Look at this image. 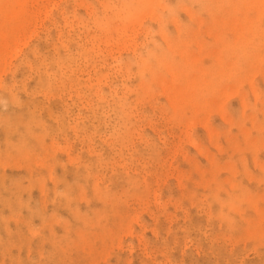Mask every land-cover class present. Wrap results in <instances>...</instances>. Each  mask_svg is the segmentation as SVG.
I'll return each mask as SVG.
<instances>
[{
  "label": "rangeland",
  "instance_id": "1",
  "mask_svg": "<svg viewBox=\"0 0 264 264\" xmlns=\"http://www.w3.org/2000/svg\"><path fill=\"white\" fill-rule=\"evenodd\" d=\"M31 1L0 0V43L1 38L7 41L0 50L9 47L0 51L8 56L0 61L7 63L0 69V264H264V37L259 28H264V0H154V7L149 0ZM123 2L146 10L138 18L139 11H125ZM205 2L215 8H206ZM22 7L26 10L19 15ZM203 7L215 11L217 19ZM233 10L240 11L239 17L234 18ZM123 15L138 19L127 21L125 28ZM220 15L228 18H221L226 27L217 23ZM206 16L217 20H212L215 31L224 32H212ZM229 17L234 18L231 23ZM236 19L245 27L239 28L242 23ZM118 22L125 29L116 28ZM219 34L230 42L224 45ZM14 38L22 41H16L20 46L12 45ZM181 39H189L188 50ZM232 39L236 48L233 43L230 48L239 56L228 49ZM186 50L187 57L191 54L187 60ZM213 52L224 55L220 64H228L216 65L220 54ZM161 53L166 59L171 56L172 63L180 58L166 70L164 61L169 60L161 59ZM248 59L252 64L257 59L256 65L247 64ZM212 63L221 68L225 64L224 74L235 69L232 75L226 71V76H212L213 66L219 69ZM234 72L248 75L246 82ZM177 75L174 85L181 91L176 90L186 97L172 90ZM232 79L241 81L234 84L240 86L237 91ZM221 80L231 84V91L226 90L229 86L222 91ZM182 85L184 91L177 87ZM164 86L171 87L172 95ZM168 96L184 100L171 105ZM185 98L192 99L188 103ZM194 100L196 106L203 105L191 106ZM18 144L22 152L36 149L20 158Z\"/></svg>",
  "mask_w": 264,
  "mask_h": 264
},
{
  "label": "bare ground",
  "instance_id": "2",
  "mask_svg": "<svg viewBox=\"0 0 264 264\" xmlns=\"http://www.w3.org/2000/svg\"><path fill=\"white\" fill-rule=\"evenodd\" d=\"M5 1H6V0H5ZM7 1H9V0H7ZM10 1H11V0H10ZM30 1H31V0H30ZM42 1H43V0H42ZM126 1H127V0H126ZM130 1H131V0H129V3H130ZM138 1H139V0H137V2H138ZM149 1H152L153 7H154V6H155V5H154L155 3L153 2L154 0H149ZM155 1H157V0H155ZM230 1H233V0H230ZM237 1H238V0H237ZM17 2H18V1H17ZM20 2H21V1H20ZM31 2H32V1H31ZM31 2H30V3H31ZM34 2H35V1H34ZM40 2H41V0H40ZM46 2H47V1H46ZM131 2H132V1H131ZM140 2H141V0H140ZM234 2H236V0H235ZM234 2H232V5H233ZM28 3H29V2H28ZM30 3H29V4H30ZM123 3L126 4V2H123ZM205 3H207V2H205ZM208 3H209V2H208ZM208 3L205 5V7L208 5ZM216 3H217V2H216ZM218 3H219V2H218ZM221 3H222V2H221ZM230 3H231V2H230ZM230 3H229V4H230ZM236 3H237V2H236ZM251 3H253V2H251ZM17 4H18V3H17ZM34 4H35V3H34ZM34 4H30V5H32V7H33ZM44 4H46V3L43 2V5H44ZM130 4H131V3H130ZM132 4H134V2H132ZM152 4H148V7L151 8V7H152ZM181 4H182V3H181ZM203 4H204V2H203ZM214 4H215V3H214ZM21 5H22V2H21ZM21 5H20V6H21ZM40 5H41V4H40ZM46 5H47V4H46ZM138 5H139V4H138ZM149 5H150V6H149ZM212 5H213V3H212ZM222 5H223V4H222ZM237 5H238V4H237ZM237 5H236V6H237ZM0 6H1V4H0ZM3 6H4V4H3ZM10 6H11V5H10ZM10 6H9V7H10ZM20 6H19V7H20ZM22 6H23V5H22ZM25 6H28V5H25ZM25 6H24V7H25ZM34 6H35V5H34ZM126 6L129 7L128 4H126ZM126 6H124L125 9H124V8H122V9H124L125 11H128V9H131L130 7L133 6V5H130V7L127 8V10H126ZM135 6H136V5H135ZM203 6H204V5H203ZM209 6H211V4H210ZM209 6H207L206 8H209ZM217 6H218V4H217ZM230 6H231V5H230ZM239 6H240V5H239ZM246 6H247V5H246ZM5 7L7 8L8 6H4V8H5ZM24 7L20 8V11H21V12L18 10L19 15L22 14V12H24V11L26 10ZM39 7H40V6H39ZM41 7H42V6H41ZM41 7H40V8H41ZM44 7H46V6H44ZM122 7H123V6H122ZM138 7H139V6H138ZM205 7H203V8L206 9ZM219 7H220V6H219ZM219 7H218V8H219ZM223 7H226V6H223ZM231 7H232V6H231ZM237 7H238V6H237ZM0 8H2V6H1ZM6 8H5V9H6ZM15 8H16V10H17V7H16V6H15ZM26 8H27V7H26ZM28 8H29V7H28ZM37 8H38V7H37ZM46 8H47V7H46ZM46 8H45V9H46ZM133 8H135V7L133 6ZM186 8H187V7H186ZM212 8H215V7H212V6H211V9H212ZM234 8H235V7H234ZM5 9H4V10H5ZM30 9H31V6H30ZM34 9H35V8H34ZM34 9H32V10H34ZM43 9H44V8H43ZM139 9H141V8H136V10H135V9H131V10H132V11L135 10V13H136V11H139V13L141 12L142 14H144L143 11L146 10V9H145V8H144L143 10L141 9L142 11H140ZM209 9H210V8H209ZM224 9H225V8H223V10H224ZM229 9H230V8H229ZM243 9H245V8H243ZM249 9H250V8H249ZM263 9H264V8H263ZM0 10H1V9H0ZM4 10H2V11H4ZM36 10H37V9H36ZM206 10H208V9H206ZM219 10H220V9H219ZM221 10H222V8H221ZM245 10H246V9H245ZM6 11H7V9H6ZM6 11H5V13H6ZM8 11H10V10L8 9ZM28 11H29V9H28ZM28 11H27V12H28ZM30 11H31V10H30ZM38 11H39V9H38ZM129 11H130V10H129ZM132 11H130V12H128V13H130V14H131V13L134 14V12H132ZM208 11L214 13V14H212V16L214 15L216 19H217V16H219V15H217V13H215V11H214V12H213L212 10H208ZM241 11H242V10H241ZM248 11H249V10H248ZM248 11H247V12H248ZM12 12H15V10H12ZM33 12H35V14L37 13L36 11H33ZM33 12H32V13H33ZM43 12H44V10H43ZM121 12H122V10H121ZM146 12H148V11H146ZM224 12H225V11H224ZM232 12H234V13L237 12V13H238V12H240V11H236V12H235V11L233 10ZM243 12H244V11H243ZM2 13H3V12H2ZM16 13H17V12H16ZM122 13H124V12H122ZM122 13H119V12H118L119 15L122 14ZM125 13H127V12H125ZM125 13H124V14H125ZM128 13H127V14H128ZM141 13L139 14L140 16H138V15H136V14H134V15L138 16V18H139V17L141 18ZM228 13H229V12H228ZM234 13H231V14L234 15ZM237 13H236V15L234 16V18H235V17H239V16H237ZM244 13H245V12H244ZM23 14H24V13H23ZM33 14H34V13H33ZM35 14H34V15H35ZM38 14H40V13H38ZM42 14H43V13H42ZM130 14H129V17H130ZM137 14H138V13H137ZM218 14H219V13H218ZM231 14H230V16H231ZM19 15H18V18H19ZM222 15H223V14H222ZM7 16H8V13H7ZM16 16H17V15H16ZM28 16H30V14H29ZM123 16H124V17H123ZM123 16H121V18H123L124 20L126 19V20H125V24H124V21H123V23H121V24H124V27H125L126 24H127L128 22H130L132 19H135V20H133V21H136V18H137V17H135V16H133V17H135V18H132V16H131L132 19L129 21L128 19H130V18H128V17L125 16V15H123ZM142 16H143V15H142ZM220 16H221V15H220ZM246 16H248V15L246 14ZM8 17H9V16H8ZM11 17H12V16H10L9 18L11 19ZM23 17H24V16H23ZM23 17H22V18H23ZM33 17H35V16H32L31 18H33ZM36 17H37V16H36ZM36 17H35V18H36ZM40 17H41V16H40ZM40 17H39V18H40ZM106 17H107V15H106ZM117 17H118V16H116V18H117ZM125 17H127V18H125ZM225 17H226V16H223V17L221 16V17H219V18H218L219 21H217L215 18H213V19H214V22L217 21V23H218V22H223V20H222L221 18H225ZM232 17H233V16H232ZM248 17H250V16H248ZM259 17H260V16H259ZM9 18H8V19H9ZM24 18H25V17H24ZM24 18H23V19H24ZM108 18H109V17H107L106 21L109 22L110 19L108 20ZM119 18H120V17H119ZM138 18H137V19H138ZM209 18H210V17H209ZM209 18H208V19H209ZM226 18H227V17H226ZM226 18H225V19H226ZM229 18H230V17H229ZM234 18H232V19L234 20ZM251 18H252V17H251ZM251 18H249V20H250L249 22H251ZM3 19H4V17L2 18V20H3ZM23 19H21V20H23ZM29 19H30V17H29ZM33 19H34V18H33ZM123 19H122V20H123ZM206 19H207V16H206ZM208 19H207V20H208ZM210 19H211V18H210ZM213 19H211V21L208 20V21H209V22H208V23H209V26H210V23L213 24V25H211V26H212V29H214L213 26H215V23H212V22H213V21H212ZM220 19H221L222 21H221ZM225 19H224V21L228 23V20H225ZM227 19H228V18H227ZM232 19H231V18L229 19L230 23L232 22ZM240 19H241V18H240ZM246 19L248 20V18H246ZM12 20H13V19H12ZM18 20H20V19H18ZM18 20H17V21H18ZM36 20H37V19H36ZM139 20H140V19H139ZM9 21H10V20H8L7 23H9ZM17 21H15V22H17ZM27 21H28V20H27ZM34 21H35V19H34ZM117 21H119V20H117ZM120 21H121V20H120ZM127 21H128V22H127ZM133 21H131V22H133ZM237 21H238V20L236 19V21H234V22L236 23ZM0 22H1L0 24L3 25V24H2V21H1V18H0ZM5 22H6V21H5ZM31 22H32V21H31ZM35 22H36V21H35ZM35 22H33V24H34ZM108 22H106V23L104 22V23H105V24H108V27H109V26L111 25V22H109L110 25H109ZM115 22H116V21H115ZM7 23H6V24H7ZM20 23H21V21H20ZM100 23H102V22H100ZM204 23H205V22H204ZM208 23H207V24H208ZM223 23H224V22H223ZM227 23H226V25H227ZM235 23H233V24L235 25L234 27H235L236 29H237L238 26H239V28H240V27L243 28L244 24L246 25L245 22H244V24L241 22V23H242V24H241V23L238 21L237 23H238V24L240 23L241 26L238 25V26L236 27V24H237V23H236V24H235ZM22 24L24 25L25 23H21V25H22ZM26 24H27V23H26ZM28 24H29V23H28ZM28 24H27V25H28ZM30 24H31V23H30ZM121 24L118 22V24L116 23V26L118 25V27H116L115 25H114V27H116V28H118V29H119L120 27H121V28H124L123 25H121ZM233 24H231V26H233ZM250 24H251V23H250ZM1 25H0V26H1ZM7 25H8V24H7ZM7 25H5V26H6V29H7V31H8V28H7L8 26H7ZM23 25H22V26H23ZM99 25H100V24H99ZM101 25H104V24H101ZM112 25H113V24H112ZM120 25H121V26H120ZM220 25H221V24H219V27H220ZM256 25H257V24H256ZM256 25H255V28H256ZM5 26H4V27H5ZM9 26H10V28H11L12 25H9ZM15 26H16V25H14V28H15ZM19 26H20V24H19ZM31 26H32V25H31ZM104 26H105V25H104ZM209 26L207 25V28H206L207 30H206V31L209 32L208 34H210L211 36H214V35L212 34V32L214 31V33H215V32H217L218 30L216 29V31H215V29H214V30H212V32L210 33V31H209L210 27H209ZM223 26H225V23H224ZM229 26H230V25L228 24V27H229ZM251 26H252V25H251ZM251 26H248V27H250V29H252V30L254 31L255 29H253ZM253 26H254V25H253ZM258 26H259V25H258ZM4 27H3V28H4ZM16 27H18V26H16ZM27 27H28V26H27ZM105 27H106V26H105ZM111 27H112V26H111ZM111 27H110V30H111V31H112V29H113V30L116 29V28L114 29V28H111ZM225 27H226V26H225ZM244 27H245V26H244ZM31 28H32V27H31ZM31 28H30V29H31ZM102 28H103V26H102ZM125 28H126V27H125ZM125 28H124V29H125ZM208 28H209V29H208ZM215 28H216V27H215ZM222 28H223V27H221V29H222ZM239 28L237 29L238 31H239ZM242 28H241V29H242ZM257 28H258V27H257ZM259 28L262 29V30H260V29H259V30H260V32L262 31L261 34L264 35V32H263V31H264V28H262V27H260V26H259ZM0 29L2 30V28H0ZM16 29H17V28H16ZM20 29H21V26H20ZM26 29H27V28H26ZM104 29H105V28H104ZM104 29H103V30H104ZM107 29H109V28H107ZM107 29H105V30H107ZM228 29H229V28H228ZM228 29H227V28H224L223 30L227 31ZM233 29H234V28H233ZM233 29H232V30H233ZM236 29H234V31H235ZM11 30H12V29H11ZM11 30H10V32H12ZM27 30H28V29H27ZM27 30H26V33H27ZM31 30H32V29H31ZM110 30H108V31H110ZM122 30H123V29H122ZM122 30H121V31H122ZM259 30L257 29V31L255 30V32H259ZM3 31H5V29H4ZM14 31H15V30H14ZM16 31H17V30H16ZM21 31H23V30H21ZM21 31H20V32H21ZM219 31H220V29H219ZM219 31H218L217 33H219ZM238 31H235L234 33L237 32V33H236L237 35L240 34ZM241 31H242L241 34H243L244 31H243V30H241ZM253 31H252V33H253ZM29 32H30V30H29ZM112 32H115V31H112ZM112 32H111V33H112ZM207 32H206V33H207ZM221 32H224V31L221 30V31H220V34H221ZM260 32H259V33H260ZM13 33H14V32H13ZM23 33H24V32H23ZM120 33H121V32H120ZM217 33H216V34H217ZM259 33H258V34H259ZM0 34H1V33H0ZM10 34H11V33H10ZM21 34H22V32H21ZM24 34H25V33H24ZM28 34H29V33H28ZM113 34H114V33H113ZM220 34H219V36H221V37L225 36V35H220ZM261 34H260V36L258 35L259 38L261 37ZM15 35H16V33H15ZM19 35H20V34H19ZM210 35H209V36H210ZM237 35H236V36H237ZM250 35H251V34H250ZM250 35H249V36H250ZM254 35H255V34H254ZM263 35H262L261 38L264 37ZM1 36H2V35H1ZM23 36H26V35H23ZM23 36H20V37H23ZM120 36H121V35H120ZM177 36H178V35H177ZM226 36H227V35H226ZM240 36H241V35H240ZM244 36H245V34H244ZM251 36H252V35H251ZM255 36H256V35H255ZM258 36H257V38H258ZM4 37H5V34H4ZM11 37H12V35H11ZM178 37H179V36H178ZM178 37L176 38V36H175L176 39L180 40L179 38H180L181 36H180L179 38H178ZM215 37H218V36H215ZM5 38H6V37H5ZM9 38H10V37H9ZM23 38H24V37H23ZM175 38H174V39H175ZM213 38H214V37H213ZM224 38H225V41L222 40V39H224ZM236 38H238V37H236ZM236 38H235V44L237 45V43H236ZM240 38H241V37H239V39H240ZM1 39L3 40V38H1ZM20 39H22V38H20ZM24 39H25V38H24ZM176 39H175V43L178 42V40H176ZM184 39H186V38L184 37ZM189 39H193V40H194L193 37H191V38H189ZM189 39L186 40V41H184L183 39H181V40L183 41V43H185V45H184L185 48L187 47V45L190 46V44H189ZM217 39H219V38H217ZM217 39H216V41H218ZM222 39H220V40H221V42H223V44H224V42H227L228 39H229L228 41L230 42V38L223 37ZM242 39H243V37H242ZM242 39H240V40L242 41ZM244 39H247V38H244ZM251 39H252V38H251ZM2 40H1V43H2ZM7 40H8V39H7ZM11 40H12V38H11ZM11 40H10V41H11ZM168 40H169V39H168ZM193 40H192V42H193ZM199 40H200V39H199ZM214 40H215V39H214ZM220 40H219V42H217L218 44L221 43ZM237 40H238V39H237ZM247 40H248V39H247ZM263 40H264V38H263ZM14 41H15V42H16V41L19 42L20 40H17V39L14 38ZM170 41H171V40H169V42H170ZM176 41H177V42H176ZM182 41H181V42H182ZM207 41H208V40H207ZM212 41H213V40H212ZM216 41H215V42H216ZM253 41H256V40H253ZM4 42H5V43H2V45H3V44H6L7 41H4ZM15 42H14V44L12 43V45L17 44V42H16V43H15ZM21 42H22V41H21ZM21 42H19V44H21ZM166 42L168 43V41H166ZM171 42H172V41H171ZM192 42H191V43H192ZM197 42L199 43L200 41H197ZM213 42H214V41H213ZM213 42H211V43L209 42V43L212 44ZM215 42H214V43H215ZM250 42H251V43H250ZM260 42H261L262 45H263V42H262V41H260ZM1 43H0V44H1ZM8 43H9V40H8ZM8 43H7V44H8ZM175 43H174V47H175V45H176ZM186 43H188V44L186 45ZM232 43L234 44L233 39H232V42L229 43V45H228L229 48H228V49H230V50L233 51V49L230 48V47H232V45H233ZM238 43H239V42H238ZM240 43H241V42H240ZM252 43H253L252 41H249L248 44H252ZM19 44H17V46H20ZM172 44H173V42H172ZM172 44H171V45H172ZM181 44H182V43H181ZM225 44H226V43H225ZM225 44H224V45H225ZM227 44H228V43H227ZM231 44H232V45H231ZM235 44H234V47H235ZM248 44L246 43V46H245V47H247ZM253 44H254V43H253ZM168 45H169V43H168ZM179 45H180V44H179ZM182 45H183V44H182ZM182 45H180V46L182 47ZM215 45H216V46H215ZM215 45L213 44V48H214V46H215V48L217 47V44H215ZM230 45H231V46H230ZM240 45H242V44H240ZM4 46H5V45H4ZM17 46H16V47H17ZM166 46H167V45H166ZM219 46L221 47V45H219ZM228 46H227V47H228ZM6 47L9 48L8 46H6ZM156 47H157V46H156ZM168 47L170 48V50L172 49V47H170V45H169ZM168 47H167V48H168ZM176 47L178 48V46H176ZM184 47H183V48H184ZM223 47H225V46H223ZM241 47H242V46H241ZM241 47H240V50L242 51ZM256 47H257V46H256ZM263 47H264V46H263ZM7 48H5V49L3 48V50H2V48H1L0 51H1V52L4 51V50L6 51ZM153 48H154V47H153ZM167 48L165 49V51L167 50ZM177 48H176L177 51H178L179 49H181V48H178V49H177ZM213 48H211L212 51L214 50ZM221 48H222V47H221ZM221 48L217 47L218 50H220ZM225 48H226V47H225ZM235 48H236V47H235ZM235 48H234L233 53L236 52V51H235ZM238 48H239V47H238ZM257 48H260L259 45H258ZM13 49H14V48H13ZM157 49H158V48H157ZM186 49H187V48H186ZM243 49H244V48H243ZM170 50H169V51H170ZM173 50H175V49L173 48ZM173 50H172V51H173ZM182 50L184 51V49H181V50H179V51L181 52ZM187 50H188V49H187ZM187 50L185 51V54H186V52H188ZM218 50H216V51H218ZM221 50H224V49L222 48ZM221 50H220L221 54H225V53H223ZM230 50H229V51H230ZM244 50H245V51H248V49H247V50L244 49ZM244 50H243V53H244ZM251 50H252V49H251ZM150 51H152V50H150ZM158 51H159V50H158ZM165 51H162V53L165 52ZM167 51H168V50H167ZM169 51H168V52H169ZM172 51H171V52H172ZM214 51H215V50H214ZM224 51H225V50H224ZM227 51H228V50H227ZM227 51H226V53H227V54L229 53V57H230L231 54H230L229 51H228V52H227ZM241 51H240V52H241ZM249 51H250V50H249ZM249 51H248V52H249ZM1 52H0V56L3 54V53H1ZM9 52H10V51H9ZM159 52H161V50H160ZM171 52H170V55H171ZM174 52H175V51H174ZM180 52H178L179 55H180ZM209 52H211V51H209ZM248 52H246V53H248ZM157 53H158V52H157ZM157 53H156V54H157ZM162 53H161V57H162ZM181 53H182V52H181ZM218 53H219V52H218ZM218 53L215 54V52H213V54H215V55H218ZM236 53H237V52H236ZM236 53H234V55H237ZM246 53H245V54H246ZM249 53H250V52H249ZM249 53H248V55H250ZM253 53H254V52H253ZM165 54H168V53L166 52ZM165 54L163 55L162 58H161L159 55H158V57H160L161 59L165 58V60H169V62L164 61V62L166 63V65H167V68H166V70H167V69H169L168 66L170 67L171 64H173L176 60H178V59L180 58V56L176 53V54L179 56V58H177L176 60L173 58L175 61H173V63H172V62H170V60L172 61L171 56H168V57H170V59H166L165 56H167V55H165ZM174 54H175V53H174ZM185 54H184V52H183L182 56H184ZM188 54H189V52H188ZM206 54H207V53H206ZM206 54H205V56H206ZM211 54H212V53H209L208 55L210 56ZM219 54H220V53H219ZM221 54H220V56L218 55V59H217L218 61L216 60V57H215V56H214V58H213L214 60L217 61L216 63L214 62L216 65H220V66H221V65H222V62L225 63V62H224V61H225V60H224L225 58L223 59L224 55H223V57H221ZM238 54H240L239 51H238ZM251 54H252V52H251ZM254 54H256V52H255ZM258 54H259V53H258ZM4 55L6 56V54H4ZM4 55H3V57H5ZM7 55H11V54H7ZM12 55H13V54H12ZM154 55H155V54H154ZM190 55H191V54H190ZM190 55H188V57H187V54H186L185 57H187V58H185V60H187V59L189 58ZM202 55H203V54H202ZM225 55H226V54H225ZM193 56H195V55H193ZM226 56H228V55H226ZM226 56H225V57H226ZM231 56H233V54H232ZM237 56H239V55H237ZM237 56H235V57L237 58ZM245 56H246V55H245ZM245 56H244V57H245ZM252 56H253V54H252ZM252 56H249V58L252 57ZM260 56H261V55H260ZM260 56H258V57H260ZM3 57H2V56L0 57V58H1V60H0L1 62H3L2 60H4ZM7 57H8V56H6V58H7ZM203 57H204V55H203ZM210 57H211V56H210ZM229 57H227V58H229ZM242 57H243V56H242ZM246 57H247V56H246ZM254 57H255V56H254ZM146 58H147V57H146ZM152 58H154V56H153ZM192 58H193V57H192ZM192 58H190V59H192ZM197 58H198V57H196V59H197ZM199 58H200V57H199ZM208 58H209V57H208ZM219 58H220V60H222V59L224 60V61H221V64H220V60H219ZM233 58H234V57H233ZM233 58L231 57V59H233ZM261 58H262V57H261ZM156 59H157V58H156ZM193 59H194V61H195V57H194ZM193 59H192L191 62H194ZM201 59H202V58H201ZM201 59H199V61H198V62L200 63L199 66H201V63H202V62H200ZM206 59H207V58H206ZM234 59H235V58H234ZM240 59H241V58H240ZM253 59H254V58H253ZM146 60H147V59H146ZM146 60H145L144 63L147 65V61H148V60H147V61H146ZM150 60H151V59H150ZM150 60H149V61H150ZM153 60H155V59H153ZM180 60H181V59H180ZM226 60H227V59H226ZM236 60H237V59H236ZM245 60H246V59H245ZM245 60H244V61H245ZM254 60H255V59H254ZM157 61H158V59H157ZM161 61H163V60H160V63H161ZM212 61H213V60H212ZM227 61H228V60H227ZM233 61H234V60H233ZM248 61H249V62H248ZM256 61H257V59H256ZM256 61H254V64H252V63H250V62H253V61H252V60L250 61V60L248 59V60H247L248 63H247V62H246V63H247V64L250 63V64H252V66H253V65H256ZM258 61H259V62H262L261 59H260V60L258 59ZM178 62H179V61H178ZM187 62H188V61H187ZM196 62H197V61H196ZM210 62H211V61H210ZM218 62H219V64H217ZM229 62H230L229 64L233 65V64H232V61H229ZM238 62H239V61H238ZM241 62H243V61H241ZM259 62H257L258 65L260 64ZM5 63H6V60H5L4 63H2V64L0 65V67H1L2 65L5 67L6 64H7V63H6V64H5ZM144 63H143V64H144ZM152 63H153V62H152ZM157 63H159V62H157ZM204 63H205V62H204ZM214 63H212V64L215 65ZM236 63H237V62H236ZM262 63H264V62H262ZM262 63H261V64H262ZM145 64H144V65H145ZM148 64L150 65V62H148ZM161 64H162V63H161ZM163 64H164V63H163ZM168 64H170V65H168ZM174 64H175V63H174ZM174 64H173V65H174ZM176 64L178 65L179 63L176 62ZM182 64H183V62H182ZM184 64H185V63H184ZM184 64H183V65H184ZM205 64H206V63H205ZM209 64H210V63H209ZM212 64H211V65H212ZM225 64H226V63H225ZM225 64H223L222 67L226 68V67H227L226 65H227L228 63H227L226 65H225ZM247 64H245V65H247ZM144 65H141V67L144 66ZM146 65H145V66H146ZM149 65H148V66H149ZM173 65H172L171 67H173ZM185 65H186V64H185ZM206 65H207V64H206ZM216 65H215V68L217 67ZM224 65H225V66H224ZM235 65H238V67H239L240 64H239V63H238V64H235V61H234V66H235ZM258 65H257V66H258ZM3 66H2V68H0V69H3V68H4ZM145 66H144V67H145ZM154 66H155V65H154ZM175 66H176V65H175ZM175 66H174V68H172L173 70L175 69ZM195 66H197V67L199 68L198 65H195ZM195 66H194V68H195ZM234 66H232V67L234 68ZM248 66H249V65H248ZM250 66H251V65H250ZM141 67H140V68H141ZM191 67H192V66H191ZM206 67H207V66H206ZM232 67H230V68H232ZM235 67H236V66H235ZM242 67L244 68V66H242ZM246 67H247V66H246ZM260 67H263V66H259V69H260ZM138 68H139V67H138ZM140 68H139V69H140ZM146 68H147V67H146ZM155 68H157V67L155 66ZM192 68H193V67H192ZM202 68H203V65H202ZM218 68L221 69V70H219ZM224 68H221V67L218 66V67H217L218 70H216V69L214 70V66H213V68H212V69H213V72L211 71V72L213 73L212 76H214V75H216V74H219V75L221 76L220 73L224 74L223 71H222V70H224ZM249 68H250V67H249ZM256 68H257V67H256ZM141 69H143V68H141ZM147 69H148V68H147ZM147 69H146V70H147ZM162 69H163V68H162ZM172 69H171V74L174 72ZM178 69H179V67L177 68V70H178ZM208 69H209V71H208L207 73L210 72L211 68H208ZM208 69H207V70H208ZM228 69H229V67H228ZM234 69H235V68H234ZM234 69H231V71L234 70ZM236 69H237V67H236ZM238 69H240V67H239ZM244 69H245V68H244ZM244 69H243V70H244ZM246 69L248 70V67H247ZM250 69H251V68H250ZM257 69H258V68H257ZM144 70H145V69H144ZM144 70H143V71H144ZM158 70H159V68H158ZM175 70H176V69H175ZM177 70H176V72H177ZM183 70H184V69H183ZM183 70H182V71H183ZM203 70H204V69H203ZM0 71H1V70H0ZM138 71H139V70H138ZM160 71H161V70H160ZM169 71H170V70H169ZM169 71H168V72H169ZM184 71H185V70H184ZM184 71H183V72H184ZM191 71H192V70H191ZM200 71H201V68H200ZM214 71H215V73H214ZM221 71H222V72H221ZM226 71L228 72V70L225 69V74H224L225 76L228 75V74H226ZM231 71H230V73L228 72L230 75L233 74V71H232V72H231ZM236 71L238 72V70H235V72H236ZM244 71H245V70H244ZM248 71H250V70H248ZM252 71L254 72L253 69H252L250 72H252ZM255 71H257V70H255ZM260 71H261V69H260ZM260 71L258 70V71H257V74H258V72H260ZM144 72H146V71H144ZM144 72H143V73H144ZM148 72H149V69H148ZM176 72H174V73H176ZM201 72H202V71H201ZM205 72H206V69H205L204 72H202V73H205ZM216 72H217V73H216ZM219 72H220V73H219ZM235 72H234V74H235ZM237 72H236V73H237ZM250 72H245V73H249V75H251L252 73H250ZM261 72H262V71H261ZM141 73H142V72H141ZM143 73H142V74H143ZM160 73H161V72H160ZM164 73H165V71H164ZM178 73H179V70H178V72H177L176 74H178ZM180 73H181V72H180ZM186 73H187V71H186ZM188 73H189V71H188ZM191 73H192V72H191ZM193 73H194V72H193ZM231 73H232V74H231ZM243 73H244V72H243ZM184 74H185V72H184ZM189 74H190V73H189ZM194 74H195V77H196V76H197L196 73H194ZM254 74H256V73H254ZM257 74H256V75H257ZM165 75H166V73H165ZM169 75H170V73H169ZM172 75H173V74H172ZM172 75H171V76H172ZM187 75H188V74H187ZM187 75H186V76H187ZM202 75H205V74H202ZM230 75H229V76H230ZM235 75H236V74H235ZM245 75H246V74H245ZM175 76H176V75H174V77H175ZM190 76H191V75H190ZM236 76H240V77L243 79V80H242V79L240 78V80L243 81V82L245 81L244 78H245L246 76L248 77V75H246V76H244V78H243V77H242L243 74H242V76H241V74H240V75H236ZM254 76H255V75H254ZM181 77H182V76H181ZM181 77H180V78H181ZM188 77H189V76H188ZM193 77H194V75H193ZM193 77L191 76V78H193ZM206 77H207L208 79H211V78L209 77V74H208V76H206ZM206 77H204V78H206ZM222 77H223V75H222ZM227 77H228V76H227ZM231 77H232V76H231ZM231 77H229V79H230ZM249 77H250V76H249ZM263 77H264V76H263ZM172 78H173V77H172ZM172 78H171V79L169 78V79L172 80ZM199 78H200V77H199ZM199 78H197V80H198ZM201 78H202V77H201ZM201 78H200V79H201ZM204 78H203V79H204ZM214 78H215V77H214ZM232 78L237 79V78H235V77H232ZM251 78H253V76H252ZM254 78H255V77H254ZM165 79H166V78H165ZM177 79H178V75H177L176 79H173V80H172V83H171L172 86H171V87H172V90H173V91L177 89L176 86L174 85V83L176 84V81H175V80H177ZM193 79H194V78H193ZM203 79H202V80H203ZM215 79H219V80H220L221 78H220V77L217 78V76H216ZM234 79H232V81H234ZM48 80H49V79H48ZM170 80L168 81V83L170 82ZM178 80H179V79H178ZM181 80H183V79H181ZM181 80H180V81H181ZM188 80L191 81L190 78H188ZM204 80H206V79H204ZM222 80H223V78H222ZM222 80H221V82H223V85H222V86H224V87L220 86V87H222V89H223V90L220 89V91H221V90L224 91V90H225V87L228 88L227 86H229V85H231V84L234 85L235 83L241 82V81L238 79V80H239L238 82H237V80H236V82L234 81V83L232 82L231 84H228V81H226L227 79L225 80V82L222 81ZM249 80H251V79H249ZM249 80H248V82H249ZM252 80H253V79H252ZM252 80H251V81H252ZM39 81H40V80H39ZM174 81H175V82H174ZM180 81H179V82H180ZM184 81H185V80H184ZM189 81H188V82H189ZM192 81H193V80H192ZM251 81H250V86L254 87V88H251V90L253 91V89H254L253 92H256L257 90L255 91V85H254V82H251ZM47 82H48V81H46V83H47ZM185 82H187V80H186ZM198 82H199V81H198ZM203 82H204V81H203ZM208 82H210V81H208ZM211 82H212V83L214 82V83H213L214 85H215V83H216V85H218L217 81L215 82V80L212 81V79H211ZM219 82H220V81H219ZM221 82H220V84H222ZM226 82H227V83H226ZM245 82H246V81H245ZM38 83H39V82H38ZM42 83L44 84L45 82L43 81ZM177 83H178V82H177ZM180 83L182 84L183 82H180ZM212 83H211V84H212ZM224 83H225V85H224ZM251 83H253L254 86L251 85ZM166 84H167V82H166ZM184 84H185V83H184ZM204 84H206V81L204 82ZM211 84H210V85H211ZM220 84H219V85H220ZM226 84H227V85H226ZM242 84H243V83H241L240 85H242ZM244 84H245V83H244ZM46 85H47V84H46ZM164 85H165V84H164ZM167 85H168V84H167ZM169 85H170V84H169ZM173 85L175 86V89H174V86H173ZM176 85H177V84H176ZM178 85H180V84L178 83ZM187 85H188V83H187ZM190 85H191V84H189V86H190ZM200 85H201V84H200ZM206 85H207V84H206ZM206 85H205V86H206ZM238 85H239V84H237V86L234 85V87H232V86H231V87L233 88V90L236 89V91H237V90H238L237 88L240 87V86L238 87ZM42 86H43V85H42ZM161 86H162V85H161ZM196 86H197V85H196ZM45 87H46V86H45ZM166 87H167V86H164V88H166ZM171 87H169L170 90H171ZM177 87H178V88H181V89H182V87H183V91H184V89H185L183 85H182V86H177ZM185 87H186V86H185ZM211 87H212V85H211ZM234 88H235V89H234ZM167 89H168V87H167ZM167 89H166V90H167ZM169 89H168L167 93L169 92ZM217 89H218V88H217ZM217 89H216V90H217ZM177 90H179V89H177ZM177 90L174 91V92H179V91H181V90H179V91H177ZM197 90H198V89H197ZM197 90H196V91H197ZM201 90H202V89H201ZM203 90H204V89H203ZM203 90H202V91H203ZM212 90L214 91L215 89H212ZM226 90L231 91L230 86H229V89H226ZM190 91H191V90H190ZM217 91H218V90H217ZM229 91H228L227 93H229ZM163 92H164V91H163ZM191 92H195V91L192 90ZM207 92H208V91H207ZM214 92H215V91H214ZM164 93H165V92H164ZM169 93H171V91H170ZM184 93H186V90H185ZM189 93H190V92L188 91L187 94L190 95ZM203 93H204V92H203ZM203 93H202V94H203ZM216 93L218 94V92H216ZM222 93H223V92H220L219 95H221ZM230 93H233V92H230ZM256 93H258V91H257ZM256 93H255V95H259V93H258V94H256ZM165 94H166V93H165ZM174 94H177V93H173V96H175V98H176V95H174ZM178 94H182V95H184V96L186 95V94H183L182 92H181V93L179 92ZM193 94H194L193 97H196V96H195L196 92H195V93H192V95H193ZM202 94H201V95H202ZM207 94H209V93H207ZM212 94H213V92H212ZM217 94H215L216 97H217ZM223 94L226 95L225 92H224ZM223 94H222V95H223ZM171 95H172V93H171ZM182 95H181V97H182ZM203 95H204V94H203ZM205 95H206V93H205ZM209 95H210V94H209ZM219 95H218V96H219ZM169 96H170V95H169ZM169 96H168V97H169ZM177 96H178V95H177ZM179 96H180V95H179ZM186 96H187V95H186ZM186 96H185V97H186ZM198 96H199V95H198ZM211 96H212V95H211ZM170 97H171V96H170ZM170 97H169V99H170V100H169V104H171V105H174V103L178 104V103H180V102L182 101V99H183V98H182V99L180 98L179 100H181V101H178V102H177V101H175L176 99L173 98V100H172ZM202 97L204 98V99H203V104H205V103L207 102V101H206V98H205V96H202ZM213 97H214V96H213ZM198 98H200V96H199ZM208 98H210V96H209ZM255 98H257V97H255ZM185 99H186L185 101H187V100L190 101L192 98H191V99H187V98H185ZM194 99H195V98H194ZM196 99H197V97H196ZM200 99H201V98H200ZM211 99H212V98H210V100H211ZM214 99H215V97H214ZM183 100H184V99H183ZM197 100H198V99H197ZM185 101H183L182 103H186ZM188 101H187V102H188ZM192 101H193V100H192ZM192 101H191L190 103H191V106H192V103H193V107L196 106V102H197V104H199V102L196 101V100H194V102L196 101L195 103L192 102ZM205 101H206V102H205ZM243 101H244V100H243ZM260 101H261V100H260ZM171 102H174V103H171ZM188 103H189V102H188ZM188 103H186V104H188ZM200 103H201V100H200ZM244 103H245V102H244ZM201 104H202V103H201ZM201 104H200V105H201ZM203 104H202V105H203ZM171 105H170V106H171ZM181 105H182V104H180V106H181ZM200 105H197V106H200ZM176 106H178V105H176ZM176 106H174L173 108H176ZM188 106H189V105H188ZM197 106H196V107H197ZM4 107H5V106H4ZM183 108H184V107H183ZM197 108L199 109V107H197ZM197 108H196V110L198 111ZM258 109H260V108H258ZM174 110H175V109H174ZM186 110H187V109H186ZM196 110H194V111H196ZM201 110H202V109H201ZM201 110H200V111H201ZM175 111L177 112V110H175ZM197 111H196V113H198ZM188 112H189V111H188ZM178 113H179V112H178ZM184 114H185V113H184ZM193 115H194V114H193ZM195 115H196V114H195ZM198 115H202V114H197V116H198ZM187 116H189V115L187 114ZM197 116H195V117H197ZM193 118H194V117H193ZM193 118H192V119H193ZM26 133H27V132H26ZM44 134H45V133H44ZM45 135H46V134H45ZM27 136H29V135H27ZM30 136L32 137V135H30ZM119 136H120V135H119ZM38 137H39V136H38ZM45 137H46V136H44V138H45ZM33 138H34V136H33ZM40 138H41V137H40ZM118 138H119V137H118ZM7 139H9V138H7ZM7 139H6V140H7ZM34 139H36V136H35ZM6 140H5V141H6ZM42 140H43V139H42ZM7 141H8V140H7ZM21 141H23V140H20L19 143H22ZM36 141H37V140H36ZM5 143H6V142H5ZM23 143L25 144L24 141H23ZM37 143H38V141H37ZM24 144H23V145H24ZM39 144H40V143H38V145H39ZM42 144H43V143H42ZM42 144H41V146H43ZM20 146H21V147H19V144H18V148H17L18 150H19V148L23 149L22 144H21ZM24 146H25L24 148L26 149V145H24ZM36 146H37V145H36ZM41 146H40V148H41ZM31 149H32V148H30V149H26V150H28V151L25 152V151H26V150H25L24 152L28 154V152H30L29 150H31ZM35 149H36V148H35ZM35 149H34V147H33V150H31V151L33 152ZM22 151H23V150H19V151H18V152H19V153H18V156H20V153H21ZM49 151H50V150H49ZM49 151H48V152H49ZM24 152H22V156H21L20 158H24V157H23V153H24ZM44 152H45V148L43 149L42 154H43ZM34 153H35V152H34ZM29 154H30V153H29ZM29 154H28V155H29ZM31 154L33 155V153H31ZM31 154H30V155H31ZM50 154H52V153H50ZM50 154H48V155L51 156ZM24 155H25V154H24ZM43 155H44V154H43ZM49 156H48V158H50ZM26 157H27V156H26ZM37 157H38L37 155H36V157H34V158L36 159V161H38V158H37ZM44 157H45V155H44ZM41 158H42V157H41ZM41 158H39V160H40V161H41V160L43 161V158H42V159H41ZM33 160H34V159H33ZM40 161H39L38 163H40ZM47 162H48V161L46 160V164H48ZM1 163H2V162H1ZM38 163L36 162V164H38ZM22 164H23V163H22ZM33 164H35V160L33 161ZM40 164H41V163H40ZM43 164H44V163H42V166H44ZM0 165H1V164H0ZM31 165H32V163H31ZM48 165H49V164H48ZM48 165H47V166H48ZM32 166H33V165H32ZM39 166H40V165H39ZM45 166H46V165H45ZM34 167H35V166H34ZM48 167H49V166H48ZM41 168H42V167H41ZM39 169H40V168H39ZM45 169H46V167H45ZM47 171H50V167L48 168ZM76 171H77V169H76ZM78 173H79V172H78ZM78 173H77V175H79ZM85 176H87V175H85ZM85 176H84V180H85V178H86ZM82 177H83V175H82ZM78 184H79V183H78ZM76 186H77V185H76ZM73 188H74V187H73ZM68 189H71V188H68ZM4 199H5V198H4ZM6 199H7V198H6ZM6 199H5V200H6ZM262 199H263V198H262ZM263 200H264V199H263ZM7 201H8V199H7ZM3 202L5 203V201H3ZM9 203H10V202H7L6 204L9 205ZM3 205H4V204H3ZM8 209H9V208H8ZM10 210H11V208H10ZM113 210H114V209H113ZM113 210H112V214H113ZM119 211H120V210H119ZM262 211H263V210H262ZM258 212L261 213L260 211H258ZM263 213H264V212H263ZM10 214H11V212H10ZM120 214H121V213H119V215H120ZM1 215H3V214L1 213ZM1 215H0V216H1ZM115 215H116V214H115ZM124 215H125V214H124ZM126 215H127V214H126ZM4 216H5V215H4ZM4 216H2V220H3V217H4ZM111 216H112V215H111ZM119 217L121 218V216H119ZM122 217H123V216H122ZM115 218H116V217H115ZM120 218H119V219H120ZM124 218H125V217H124ZM113 219H114V218H113ZM121 220H123V219H121ZM124 222H125V221H124ZM3 223H5V222H3ZM120 224H122V223H120ZM3 225H6V224H3ZM124 225H125V223H124ZM119 226H120V225H119ZM3 227H4V226H3ZM5 227H6V226H5ZM5 227H4V228H5Z\"/></svg>",
  "mask_w": 264,
  "mask_h": 264
}]
</instances>
